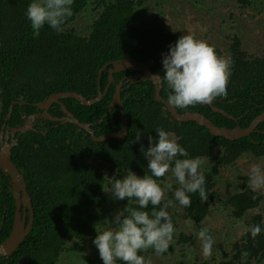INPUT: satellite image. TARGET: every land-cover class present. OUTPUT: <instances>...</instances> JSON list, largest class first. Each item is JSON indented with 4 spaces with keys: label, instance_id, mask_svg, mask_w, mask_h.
Listing matches in <instances>:
<instances>
[{
    "label": "trees",
    "instance_id": "16d2710c",
    "mask_svg": "<svg viewBox=\"0 0 264 264\" xmlns=\"http://www.w3.org/2000/svg\"><path fill=\"white\" fill-rule=\"evenodd\" d=\"M143 1L73 0L72 15L66 19L61 32L45 25L36 35L24 14L30 0H0V128L22 125L26 115L37 113L33 104L51 93L75 91L86 99L95 97L98 87L103 91L108 83V66L98 76V70L105 63L127 57L146 61L166 52L168 45L183 33L167 32L149 23L136 24ZM88 3L93 4L90 12L94 17L84 31H76L70 26ZM229 37L231 41L224 52L212 46L219 57L233 61L226 94L215 98L212 104L233 118L202 103L175 108L179 113L199 112L217 126L244 128L264 108V47L259 55H253L242 49L238 36ZM161 59L159 56L154 60L153 71L162 69ZM133 74L131 70L113 73V81L103 97L91 105H83L70 97L60 99L77 120L90 125L95 136L119 131L118 106L109 108V104L115 84L123 80L121 108L127 121L123 138L93 141L89 133L72 123L42 118L34 120L33 129L16 134L11 160L22 170L33 220L19 247L8 258L0 257V264H57L59 257L71 249L70 243L81 247L83 241L95 236V228L107 220L102 205L110 178H122L129 171L138 176L150 174L140 149L141 145L147 148L149 135L155 142L157 127L178 139L188 153L187 158L199 157L206 161L200 171L208 199L202 201L191 195L187 208L174 201V207L168 209L174 234L184 221L195 223L198 231L211 206L219 202L225 203L227 216L234 220L242 219L258 207L261 212L250 214L246 228L232 241L229 250L222 253L218 264L264 261V207H260L258 190L250 187V175L241 176L239 189L227 197L218 191L215 181L221 168L233 164L241 154L264 158V121L250 136L237 140L211 135L194 121L173 119L165 106L155 101L152 81L129 83L123 79ZM160 93L167 100L166 85L161 84ZM13 101L24 104H14L5 119ZM59 107L52 103L48 112L61 117ZM139 130L141 137L136 142L135 133ZM154 179L161 186L172 183L173 190L179 186L171 168L163 177ZM10 187L9 178L0 171V242L9 234L13 222L15 203ZM165 198L174 200L172 190L165 191ZM121 202L119 210L126 205L129 209L138 208L134 199L125 198ZM144 210L151 212L152 206L149 204ZM257 224L262 230L253 238L249 229ZM190 238V234L182 231L177 236L179 243ZM197 264L216 263L205 259Z\"/></svg>",
    "mask_w": 264,
    "mask_h": 264
},
{
    "label": "clouds",
    "instance_id": "9594fccd",
    "mask_svg": "<svg viewBox=\"0 0 264 264\" xmlns=\"http://www.w3.org/2000/svg\"><path fill=\"white\" fill-rule=\"evenodd\" d=\"M72 3L73 0H30L24 14L34 34L38 35L45 25L59 33L66 19L72 15ZM232 64L230 58L219 57L206 41L185 33L168 45L166 53H162L163 75H153L151 80L167 86V102L171 106L186 108L197 103L208 104L226 94ZM154 130L155 142L149 135L147 148L141 145L140 149L150 174L138 176L129 171L122 178H110L108 192L113 199H134L138 208L129 209L126 205L113 215L110 221L112 227L95 228L92 244L98 250L102 264H117V261L122 264H147L138 253L149 247L157 254L166 252L173 238L174 226L168 209L174 207V201L187 208L191 204V195L198 196L202 201L208 199L200 171L203 167L201 158H187L185 148L171 132L161 127ZM140 137L139 130L135 133V141L139 142ZM170 168L179 185L174 190L172 183L161 186L154 179L163 177ZM249 184L253 190L264 186V173L253 168ZM166 190H172L174 200L165 198ZM149 204L151 212L144 210ZM261 230L259 224L249 229L253 238ZM196 236L201 241L203 255H210L213 238L208 229L200 228Z\"/></svg>",
    "mask_w": 264,
    "mask_h": 264
},
{
    "label": "rangeland",
    "instance_id": "374dc122",
    "mask_svg": "<svg viewBox=\"0 0 264 264\" xmlns=\"http://www.w3.org/2000/svg\"><path fill=\"white\" fill-rule=\"evenodd\" d=\"M92 5L90 3L85 11L83 9L70 27L84 31L94 17L90 12ZM144 23L160 26L167 32L191 33L221 52L227 50L231 41L229 36L232 34L240 38L242 49L250 54L259 55L264 47V0H144L136 24ZM202 161L206 165V161ZM253 168L264 173V158L241 154L233 164L221 168L215 179L216 188L225 197L229 196L239 189L241 176L251 175ZM105 190L102 210L107 214V220L98 229L113 226L110 221L122 203L121 200L113 199L108 192L109 188ZM257 190L262 208L264 186ZM227 212L224 202L216 203L201 222L200 228L206 227L213 238L211 254L208 256L202 253L201 241L196 236L197 225L190 221L179 223V229L173 235L166 252L157 254L149 247L138 254L145 258L147 264H197L205 259L218 264L222 253L229 250L232 241L246 228L250 214L260 213L261 210L257 207L240 220L229 218ZM181 231L191 235L188 242H178L177 236ZM94 237L83 241L81 247L78 243H70L71 249L59 257L57 264H102L98 250L92 244ZM251 264H264V261H253Z\"/></svg>",
    "mask_w": 264,
    "mask_h": 264
},
{
    "label": "water",
    "instance_id": "95a60500",
    "mask_svg": "<svg viewBox=\"0 0 264 264\" xmlns=\"http://www.w3.org/2000/svg\"><path fill=\"white\" fill-rule=\"evenodd\" d=\"M166 53V52H162ZM162 53L156 54L152 59L146 61H137L133 58H120L117 60L110 61L105 63L99 70L98 76L102 69L105 66H108V83L105 86L104 90L101 91L98 87V91L95 97L90 99H86L80 93L75 91H61L55 92L48 95L43 100L34 103V107L39 109L41 112H37L34 114H30L27 120L20 126L10 127L8 126L6 130H0V171L5 175L9 176L10 184H11V194L15 203V211L13 216V222L7 237L0 242V257H9L20 245L23 239L28 234L33 220V210L30 202V197L26 191V184L24 182L22 170L18 169L15 164L11 160V148L16 144L18 136L14 139H9V133L12 135L17 133H22L27 130L32 129L33 120L37 117H40L44 120H50L55 122H60L61 124L72 123L76 125L79 129H83L85 132L89 133L90 138L93 141H105L110 138L121 139L125 136L127 131V121L124 115V112L121 108V98L120 93L122 90L123 80H120L115 84V90L112 97V100L109 104V108L114 105L118 106L119 115H120V129L119 131L108 132L106 134L95 136L93 130L91 129L88 123H83L77 120L71 112H69L66 107L61 103L60 99L62 98H74L79 101L83 105H91L98 100H100L105 94L109 83L113 81L112 74L115 72H120L123 70H131L135 72V74L128 77L130 82H137L140 80H150L154 84V98L155 101L161 102L170 116L178 121H194L195 123L205 127L211 135L223 137L227 140H237L244 136H250V134L255 130L256 126L264 121V109L256 115L248 124V126L242 128L239 125H235L232 128L217 126L210 119L205 117L203 114L199 112H190L185 111L183 113H179L175 106H171L168 104L167 100L161 97L160 88L161 84H157L153 75H159L163 73V70L160 69L157 72H152L151 67L154 65V60L157 57H162ZM99 79V77H98ZM52 103H57L60 106V109L63 113V116L56 117L52 116L48 112V108ZM14 104L22 105L24 102L21 101H13L8 109V114L5 119L8 118L12 106ZM204 104V103H202ZM207 105L211 106L212 110L222 114L223 116L232 119V115L227 114L223 109L215 107L212 103H208ZM108 108V110H109ZM106 115V113L104 114ZM103 117L99 120H102ZM3 134H5L3 139ZM28 215V218H27Z\"/></svg>",
    "mask_w": 264,
    "mask_h": 264
},
{
    "label": "flooded vegetation",
    "instance_id": "af4514ba",
    "mask_svg": "<svg viewBox=\"0 0 264 264\" xmlns=\"http://www.w3.org/2000/svg\"><path fill=\"white\" fill-rule=\"evenodd\" d=\"M152 67H153V66H152ZM152 67H151V70H152ZM123 71H125V70H123ZM152 71H153V70H152ZM157 71H158V69H157V70H154L153 72H157ZM120 72H121V71H120ZM134 74H135V72H134ZM128 77H129V76H125V77H123V79H124L125 81L131 83V82L128 80ZM59 109H60V107H59ZM36 110H37V112H38V111L41 112V111H40L39 109H37V108H36ZM32 114H34V113H32ZM29 115H30V114H28V115L25 116V120L23 121V123L27 120V118H28ZM38 118H40V117H37V118H35L34 120H36V119H38ZM34 120H33V123H32V127H33V125H34ZM43 120H44V119H43ZM54 122H55V121H54ZM23 123H22V124H23ZM68 123H69V122H68ZM54 126H56V125H54ZM7 127H8V126H7ZM7 127H6V128H7ZM6 128H5L4 126H1L0 130H1V129L6 130ZM32 129H33V128H32ZM4 136H5V134H3V139H4ZM16 136H17L16 134H14V135L11 136V134L9 133V139H10V138H11V139H12V138L14 139ZM7 177L9 178V176H7ZM9 181H10V178H9Z\"/></svg>",
    "mask_w": 264,
    "mask_h": 264
},
{
    "label": "bare ground",
    "instance_id": "6f19581e",
    "mask_svg": "<svg viewBox=\"0 0 264 264\" xmlns=\"http://www.w3.org/2000/svg\"><path fill=\"white\" fill-rule=\"evenodd\" d=\"M161 94V93H160ZM178 111V110H177Z\"/></svg>",
    "mask_w": 264,
    "mask_h": 264
}]
</instances>
